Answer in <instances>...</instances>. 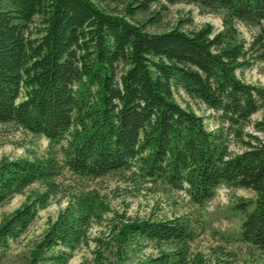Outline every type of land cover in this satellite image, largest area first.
<instances>
[{
  "label": "trees",
  "instance_id": "trees-1",
  "mask_svg": "<svg viewBox=\"0 0 264 264\" xmlns=\"http://www.w3.org/2000/svg\"><path fill=\"white\" fill-rule=\"evenodd\" d=\"M108 1L114 0H0V124L48 142L41 156L0 166V205L33 185L44 189L0 225V264L9 240L62 192L67 175H127L185 193L196 206L220 187L250 190L255 200L239 205L241 241L264 254V141L244 142L232 154L222 131L209 132L176 99L183 92L230 126L242 127L264 109V87L241 78L264 63V0H188L220 13L223 30L208 24L187 31L179 24L163 33L128 19L147 13L154 0H136L126 15L97 4ZM237 23L258 29L251 42ZM95 202L88 196L67 208L27 264H66L54 249L81 243ZM196 224L189 214L129 221L115 239L116 264L125 263L126 245L142 241L158 253L137 264H208L193 249Z\"/></svg>",
  "mask_w": 264,
  "mask_h": 264
},
{
  "label": "rangeland",
  "instance_id": "rangeland-1",
  "mask_svg": "<svg viewBox=\"0 0 264 264\" xmlns=\"http://www.w3.org/2000/svg\"><path fill=\"white\" fill-rule=\"evenodd\" d=\"M136 0H114L97 4L108 12L126 15L127 7ZM142 1V0H139ZM135 6V5H134ZM155 17L156 23L148 21ZM130 22L146 27L150 33H163L179 24L184 30H198L210 24L216 32L223 30L222 15L189 4L188 0H154L147 13H139ZM241 37L251 42L258 29L237 23ZM241 78L250 85L264 87V63L246 69ZM176 99L183 107H191L201 116L209 132L222 131L232 154L241 153L244 142L255 138L264 141V109L241 126H230L220 119V113L190 99L183 92ZM48 142L13 123L0 124V166L4 162L32 159L47 150ZM128 177V178H127ZM62 192L46 207L39 209L29 227L8 242L1 264H27L30 252L51 226L72 204L95 198L94 208L85 238L72 248L56 247L55 254L66 256V264H116L119 252L115 239L119 228L132 220H166L189 214L197 220L200 236L193 244L195 253H202L208 264H264V254L241 241L243 216L239 205L253 202L254 192L234 187H220L213 199L202 206L192 204L185 193L162 191L145 183H136L129 176L113 175L99 180H77L71 175L63 179ZM33 185L0 205V225L26 203H32L43 192ZM87 196V197H86ZM122 252L124 264L145 262L158 250L142 241L126 245ZM100 255H102L100 257Z\"/></svg>",
  "mask_w": 264,
  "mask_h": 264
}]
</instances>
